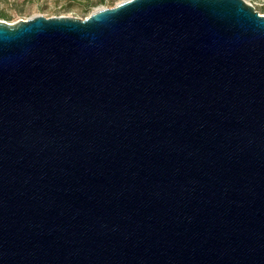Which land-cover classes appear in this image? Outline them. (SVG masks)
<instances>
[{
  "label": "water",
  "instance_id": "water-1",
  "mask_svg": "<svg viewBox=\"0 0 264 264\" xmlns=\"http://www.w3.org/2000/svg\"><path fill=\"white\" fill-rule=\"evenodd\" d=\"M0 264H264V14L0 21Z\"/></svg>",
  "mask_w": 264,
  "mask_h": 264
},
{
  "label": "rangeland",
  "instance_id": "rangeland-1",
  "mask_svg": "<svg viewBox=\"0 0 264 264\" xmlns=\"http://www.w3.org/2000/svg\"><path fill=\"white\" fill-rule=\"evenodd\" d=\"M123 0H0V21L14 23L35 15L85 18L97 8L112 7ZM264 14V0H245Z\"/></svg>",
  "mask_w": 264,
  "mask_h": 264
}]
</instances>
